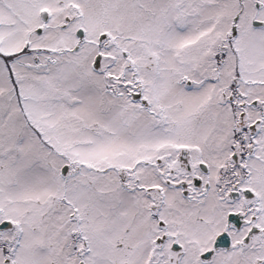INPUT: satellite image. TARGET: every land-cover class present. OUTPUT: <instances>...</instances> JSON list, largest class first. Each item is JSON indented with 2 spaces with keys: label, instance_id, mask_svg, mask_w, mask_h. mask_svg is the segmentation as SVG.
<instances>
[{
  "label": "snow or ice",
  "instance_id": "obj_1",
  "mask_svg": "<svg viewBox=\"0 0 264 264\" xmlns=\"http://www.w3.org/2000/svg\"><path fill=\"white\" fill-rule=\"evenodd\" d=\"M0 264H264V0H0Z\"/></svg>",
  "mask_w": 264,
  "mask_h": 264
}]
</instances>
